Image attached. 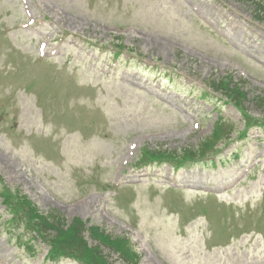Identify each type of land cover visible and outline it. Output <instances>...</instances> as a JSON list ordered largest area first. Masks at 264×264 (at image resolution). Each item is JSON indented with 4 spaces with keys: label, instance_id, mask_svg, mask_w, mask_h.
<instances>
[{
    "label": "rangeland",
    "instance_id": "obj_1",
    "mask_svg": "<svg viewBox=\"0 0 264 264\" xmlns=\"http://www.w3.org/2000/svg\"><path fill=\"white\" fill-rule=\"evenodd\" d=\"M222 77L264 120V20L244 0H0V178L42 212L125 235L140 264H264V130L203 165L133 169L142 148L196 147L218 116L242 130L208 89ZM188 178L204 188L181 194ZM192 198L215 216L184 223ZM9 217L0 202V264H48L43 244L18 247Z\"/></svg>",
    "mask_w": 264,
    "mask_h": 264
},
{
    "label": "trees",
    "instance_id": "obj_2",
    "mask_svg": "<svg viewBox=\"0 0 264 264\" xmlns=\"http://www.w3.org/2000/svg\"><path fill=\"white\" fill-rule=\"evenodd\" d=\"M19 205L23 208V215L29 217L32 221H37L35 225L39 228L44 241L50 245V254L59 256L69 254L77 259L82 260L85 264H106L101 258H97L95 252L88 249L82 240V232L84 228L81 223L72 225L67 230H63L59 223H54L53 217L46 218L37 214L30 203L25 199H21ZM52 231L53 234H50ZM121 250L125 258L133 259L134 254L131 248L123 243Z\"/></svg>",
    "mask_w": 264,
    "mask_h": 264
}]
</instances>
